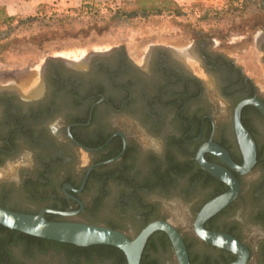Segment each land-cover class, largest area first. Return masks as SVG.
Returning a JSON list of instances; mask_svg holds the SVG:
<instances>
[{"label": "flooded vegetation", "instance_id": "af4514ba", "mask_svg": "<svg viewBox=\"0 0 264 264\" xmlns=\"http://www.w3.org/2000/svg\"><path fill=\"white\" fill-rule=\"evenodd\" d=\"M196 53L205 71L223 73L224 81L219 85V92L231 102L225 115H215L206 85L190 72L180 58L183 56L177 53L179 56L176 58L161 48L153 49L142 65L132 61L122 47L92 55L83 70L58 61H47L43 89L39 95L23 99L16 92H0V206L24 213H38L41 209L77 211V217L65 218L53 213H45V216L52 221L96 224L82 218L87 205L85 195L98 181H106L116 173L125 174L128 161L141 156L145 160L143 162L152 165L142 176L136 172L133 177L134 195L139 197L142 208L139 217L145 216L144 223L174 217L176 223L173 224L184 241L190 264L233 262L235 254L213 246L195 234L193 224L197 212L210 199L228 189L224 182L199 166L196 153L202 145L213 141L227 150L233 162L241 164L242 156L233 128V109L240 100L249 97L264 101V95L223 54L210 51L202 43L196 47ZM217 54L231 61L239 69V74L230 73L222 60H214ZM262 60L264 62V49ZM231 80L236 83L224 89ZM36 89L24 94H35ZM192 92L196 95L188 101L186 97ZM237 97L242 99L235 101ZM164 109L172 111V123L179 132L169 139L176 142L185 161L182 164L173 162L171 152L167 151V165L161 172L162 164L157 161L159 149L142 146L139 138L127 130L132 129L136 121L127 122L116 117L125 113L134 115L140 110L148 125L159 130L168 124L169 117ZM133 117L138 119L136 115ZM240 118L255 140L256 162L245 175L232 171L239 183L237 197L208 218L203 227L230 234L239 240L248 250L245 264H264V233L254 231L240 206L252 180L251 172L264 163L254 127L257 120L264 124V118L251 105L243 107ZM80 151L89 156L85 166L79 164ZM18 156L22 162L14 166L15 171L8 172V162ZM204 159L226 166L209 152L204 154ZM183 171L190 173L187 195H192L197 189L208 190V193L198 199L196 196H184L167 201L168 193L175 190L177 184L174 176ZM159 186L163 188V196L152 198L151 191ZM20 187L37 198V211L31 206L18 208L8 203L13 199V191ZM129 197L133 195L127 199ZM177 200L186 204V208L178 212L179 220L177 213L170 212L173 205H182ZM143 224L132 232L118 230L132 237ZM160 235L154 232L149 238L158 241ZM89 250L93 249L86 251ZM150 255L156 259V264H178L170 241L167 249L162 250L158 245Z\"/></svg>", "mask_w": 264, "mask_h": 264}, {"label": "rangeland", "instance_id": "374dc122", "mask_svg": "<svg viewBox=\"0 0 264 264\" xmlns=\"http://www.w3.org/2000/svg\"><path fill=\"white\" fill-rule=\"evenodd\" d=\"M171 2L176 5L175 11L147 14L138 10L141 3L134 0H87V7L76 8L53 3L43 7L42 14L31 18L19 17L10 25H0V92L23 95L37 86V92L27 96L39 95L43 89L44 65L51 60L66 64V60L81 58L74 67L83 70L92 53L102 54L118 47H122L139 65L145 64L146 56L155 48L177 56V53L187 50L188 57L181 59L190 72L206 85L215 115L220 117L227 113L231 102L219 92V85L224 81L223 73L205 71L196 57V47L202 43L210 51L231 59L264 95V0ZM143 4L150 5L147 1ZM172 5L169 4L170 9H173ZM164 111L169 117L168 124L159 130L148 125L140 110L134 115L125 113L116 117L117 120L136 121L133 128L127 130L139 138L142 146L159 149L157 161L162 164L161 172L167 165V151L171 152L173 162L182 164L185 161L176 142L169 139L179 132L172 123V111ZM3 112L4 109L1 110L2 115ZM135 115L138 119L133 117ZM254 125L259 153L264 161V124L257 120ZM78 159L79 164L84 166L89 162V156L83 151L79 152ZM143 161L141 156L132 158L128 161L125 174L116 173L106 181H98L85 195L87 205L82 218L97 225L112 224V227L129 232L138 229L145 216L139 217L142 208L139 197L134 195L133 177L136 172L142 176L152 168L151 164ZM20 162L22 159L19 156L10 160L7 171H15L14 166ZM180 167L183 168L182 165ZM251 176L249 189L240 206L254 231L264 233V163L256 167ZM174 179L177 184L175 190L168 193L167 201L184 196H196L198 199L208 193V190L197 189L192 195H187L190 173L186 171L177 174ZM162 192L163 188L159 186L151 191L150 196L162 197ZM130 195L133 197L127 199ZM37 202V198L23 187L15 189L13 199L8 200L13 207L31 206L34 211H37ZM176 202L182 205H173L170 212L177 213L179 220L178 212H182L186 204L180 200ZM4 236L0 233V238ZM4 249L7 254L2 256L0 249V264H119L114 254L101 249L79 252L50 244L28 243L26 240L5 244Z\"/></svg>", "mask_w": 264, "mask_h": 264}, {"label": "water", "instance_id": "95a60500", "mask_svg": "<svg viewBox=\"0 0 264 264\" xmlns=\"http://www.w3.org/2000/svg\"><path fill=\"white\" fill-rule=\"evenodd\" d=\"M65 63L67 66L76 69L74 65L77 64L73 60H66ZM20 96L23 99H27L29 94L28 96L25 94ZM246 105L255 107L264 118V101L257 97L242 99L235 105L233 109V128L242 156L241 164L233 162L227 150L213 141L202 145L196 153V161L199 166L213 177L224 182L228 186V189L210 199L200 208L194 220V231L201 240L235 254L236 259L229 264H245L248 256L247 248L230 234L205 229L203 223L212 215L229 205L237 197L239 183L232 174V171L245 175L251 171L256 162L255 140L250 132L242 125L240 118L241 111ZM206 152L218 157L226 166L206 161L204 159ZM45 213H53L68 218L74 217L78 212L41 209L38 213H24L0 206V225L31 236L56 242L70 243L76 246H113L122 251L126 264H140L144 246L148 238L154 232L162 231L171 243L178 264H190L184 241L173 224L176 223L174 217L170 220H152L134 236L129 237L118 229L104 225L67 220L50 221L46 219Z\"/></svg>", "mask_w": 264, "mask_h": 264}, {"label": "trees", "instance_id": "16d2710c", "mask_svg": "<svg viewBox=\"0 0 264 264\" xmlns=\"http://www.w3.org/2000/svg\"><path fill=\"white\" fill-rule=\"evenodd\" d=\"M145 1L149 2L150 5H144L143 2H145ZM158 1L159 0H134L135 3H141L138 10L142 14H147L150 12L175 11L176 5L174 4V2H171V0H161L160 3ZM86 2H87V0H84L82 2V4L80 5V7H87L88 5L86 4ZM169 4H173L172 5V6H174L173 9H170ZM42 12H43V7L40 9V12H38L37 14H42ZM19 17H21V16H8V15L4 14L2 12V10L0 9V25H4V24L10 25L15 19H17ZM29 18H31V17L29 16ZM199 44H201V43H199ZM214 60H216V61L222 60L223 63L226 64V67L229 69L230 73H237V75L239 74V69L235 68L234 64L231 61H228L222 55H218V54L215 55ZM209 63L211 64L212 62L209 61ZM240 79H242V77H240ZM235 83H236V81L234 82L233 80H231L230 82H228V85H226L224 89L231 88V86H233V84H235ZM249 86H250V91H252L251 85H249ZM195 95H196L195 92H192L191 95L188 94L186 98L188 99V101H190L191 99H193V97ZM239 99H242V98L237 97V98H235V101H237ZM188 138H190V137H188ZM45 217L47 220L52 221V219L49 216H45ZM145 224L146 223H144L143 226ZM111 228H114V227H111ZM0 233L5 234L4 238L3 237L0 238V249L3 251L2 256L7 254V250L4 249L5 244L14 243L17 240H26L28 243L37 242V243H40L42 245L50 244V245H54L57 247L71 248V249H73L75 251H79V252L80 251H86L88 249H94V250L101 249V250H104V251H107V252L114 254L116 256L117 262L119 264H126L125 256L122 253V251L116 247L109 246V245H91V246H87V247L76 246V245H73L70 243L56 242V241H51V240L31 236V235L22 233V232L17 231V230L9 229V228L4 227L2 225H0ZM156 233L161 234L158 241H154V240H152V238H149V240L147 241V243L144 247V250H143V253L141 256L140 264H156L157 263L156 259L150 255V251L156 250L158 245L161 247L162 250L167 249V245L169 244V241H168V238L166 237V235L162 232H156Z\"/></svg>", "mask_w": 264, "mask_h": 264}, {"label": "crops", "instance_id": "0c3cea01", "mask_svg": "<svg viewBox=\"0 0 264 264\" xmlns=\"http://www.w3.org/2000/svg\"><path fill=\"white\" fill-rule=\"evenodd\" d=\"M84 0H0V9L8 16H34L40 9L48 4L57 3V5L66 8L79 7ZM103 1V0H93ZM182 1V0H177Z\"/></svg>", "mask_w": 264, "mask_h": 264}, {"label": "bare ground", "instance_id": "6f19581e", "mask_svg": "<svg viewBox=\"0 0 264 264\" xmlns=\"http://www.w3.org/2000/svg\"><path fill=\"white\" fill-rule=\"evenodd\" d=\"M178 51H179V50H177V52H178ZM188 52H189V51H187V50H185V51L183 50V51H181V53L179 52L178 54L181 55V56H183V57H188ZM73 61H74L76 64H77V63H80L81 58H77V57H76V58L73 59ZM36 88H37V86L34 87V88L32 87L31 90L29 89V92L34 91ZM36 90H37V89H36Z\"/></svg>", "mask_w": 264, "mask_h": 264}]
</instances>
